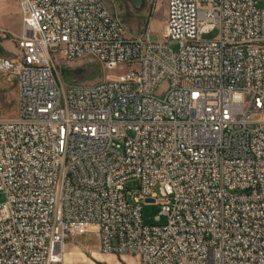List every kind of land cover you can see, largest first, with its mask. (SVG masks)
<instances>
[{"label": "built area", "instance_id": "built-area-1", "mask_svg": "<svg viewBox=\"0 0 264 264\" xmlns=\"http://www.w3.org/2000/svg\"><path fill=\"white\" fill-rule=\"evenodd\" d=\"M11 1L22 29L0 61L19 86L17 116L0 119V264H62L92 228L103 254L140 264H264V8L166 0L153 41L103 0ZM58 56L123 74L67 87Z\"/></svg>", "mask_w": 264, "mask_h": 264}, {"label": "rangeland", "instance_id": "rangeland-1", "mask_svg": "<svg viewBox=\"0 0 264 264\" xmlns=\"http://www.w3.org/2000/svg\"><path fill=\"white\" fill-rule=\"evenodd\" d=\"M112 14L133 36L150 31L153 41L163 39L166 19V0H141V5H135L127 0H103ZM256 7L264 8V0H254ZM22 29V20L18 4L6 0L0 2V61L11 60L18 53L15 35ZM210 36L209 38H211ZM61 81L68 87L71 83L78 85H93L103 80H113L123 74L120 70L109 71L96 60L81 59L68 61L62 56L56 58ZM75 81V82H74ZM166 83L157 89L161 95ZM19 86L16 76L0 72V119H14L17 116ZM126 187L137 190L138 180H132ZM159 199L162 198L159 188L154 189ZM5 202V195L0 193V204ZM161 207L146 205L143 209V222L146 225L157 224L155 218ZM66 258V259H65ZM140 264L139 258L131 255H106L101 252L100 236L92 228L87 234L70 237L64 248L62 264Z\"/></svg>", "mask_w": 264, "mask_h": 264}, {"label": "water", "instance_id": "water-1", "mask_svg": "<svg viewBox=\"0 0 264 264\" xmlns=\"http://www.w3.org/2000/svg\"><path fill=\"white\" fill-rule=\"evenodd\" d=\"M127 1H129L135 5H138V6L141 5V0H127ZM149 202H152V201H149Z\"/></svg>", "mask_w": 264, "mask_h": 264}, {"label": "crops", "instance_id": "crops-1", "mask_svg": "<svg viewBox=\"0 0 264 264\" xmlns=\"http://www.w3.org/2000/svg\"><path fill=\"white\" fill-rule=\"evenodd\" d=\"M128 264H131V261L130 260H127Z\"/></svg>", "mask_w": 264, "mask_h": 264}, {"label": "bare ground", "instance_id": "bare-ground-1", "mask_svg": "<svg viewBox=\"0 0 264 264\" xmlns=\"http://www.w3.org/2000/svg\"><path fill=\"white\" fill-rule=\"evenodd\" d=\"M66 259V258H65Z\"/></svg>", "mask_w": 264, "mask_h": 264}]
</instances>
